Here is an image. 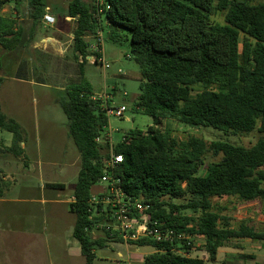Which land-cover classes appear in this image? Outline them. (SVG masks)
<instances>
[{"label": "trees", "instance_id": "1", "mask_svg": "<svg viewBox=\"0 0 264 264\" xmlns=\"http://www.w3.org/2000/svg\"><path fill=\"white\" fill-rule=\"evenodd\" d=\"M7 1L0 0V5ZM109 1L111 8L105 14L104 25L93 16L92 3L68 0L67 14L76 18L72 50L76 60L82 58L81 80L63 92L59 104L81 160L70 210L76 217L73 237L80 245L84 264L93 263L95 249L103 247L104 242L122 241L117 232L116 237L107 234L97 240H92L89 233L90 191L104 171L101 150L105 145L95 140L108 125V117L103 102L92 98V88L82 77V66L90 54L87 37L105 27L110 38H117L121 29L130 32V57L142 79L136 106L153 119L154 125L170 118L234 134H261L250 147L224 141L207 146L198 137L178 140L169 131L156 128L147 132L130 130L113 148L122 155V162L112 173L117 186L131 201L147 204V215L162 229L202 237L200 249L211 263L218 249L232 239L264 240V231L254 222L240 221L229 227L227 218L212 211L211 201L214 197H234L241 202L264 203V1ZM31 6L39 15L43 2L31 0ZM215 12H224V24L210 22ZM14 25L13 20L0 16V45L6 50L23 43L22 36L13 32ZM212 85L218 88H208ZM196 86L202 89L192 95ZM0 130L12 134L9 149L20 153V127L1 108ZM207 152L220 158L199 175L198 168ZM186 195L190 199L185 204L169 201ZM186 210L194 215L183 214ZM184 240L156 242L140 238L128 243L154 248V252L143 256V264H206L177 251ZM183 247L189 250L186 242Z\"/></svg>", "mask_w": 264, "mask_h": 264}, {"label": "crops", "instance_id": "2", "mask_svg": "<svg viewBox=\"0 0 264 264\" xmlns=\"http://www.w3.org/2000/svg\"><path fill=\"white\" fill-rule=\"evenodd\" d=\"M42 2L39 15L31 6V0H9L0 5V16L15 22L13 32L20 34L23 40L12 50L0 45V108L7 117L16 121L21 130V141L17 147L20 153L9 149L12 134L4 137V131L0 130V264L19 263L10 262V257L3 253L10 238L26 239L33 254L35 252L36 262L23 264H84L80 245L73 237L76 217L70 210L81 167V160L80 167H77L80 154L66 141L71 139L66 128V116V121L58 116L55 119L52 109L53 105L60 106V93L81 80L79 63L82 58L79 56L76 60L72 50L76 18L67 14L68 0H59L58 4ZM46 13L54 18L53 24L43 20ZM103 24H106L104 20ZM105 30L109 33L107 27ZM88 39L92 41L90 37ZM87 63L82 66V77ZM5 82L13 84L4 89ZM33 96L37 97L36 103L40 102L51 110L44 113L45 123H59L66 129V132L46 131L43 138L60 141L41 144V134L30 130L24 100ZM108 96L111 98L112 94ZM54 152L57 155H53ZM66 185H70L72 190L69 196L63 197L61 193L66 190ZM97 187L100 186L91 187V196ZM9 221L17 225L13 226ZM103 227V220L93 215L89 229L92 240L106 238L107 234L110 237L108 229ZM100 229L102 237L96 233ZM128 244L104 242L103 247L95 249L92 264H143L133 262L132 255L138 254L132 253L130 247L135 246ZM108 246L115 247L116 262H97V250ZM123 258L126 262L121 261Z\"/></svg>", "mask_w": 264, "mask_h": 264}, {"label": "rangeland", "instance_id": "3", "mask_svg": "<svg viewBox=\"0 0 264 264\" xmlns=\"http://www.w3.org/2000/svg\"><path fill=\"white\" fill-rule=\"evenodd\" d=\"M85 3L91 2V0H83ZM264 0H253V2H260ZM45 3L58 4L59 0H44ZM210 22L213 24H224V12H215L210 15ZM117 38H110L107 30H103V42L102 50L103 56L106 63L109 64V68L103 70L99 64L87 63L83 67V77L86 78L87 82L92 86V90L95 93H107L112 94L111 98L108 100V105L111 108H117L120 106L125 107V111L122 117L108 116V129L111 133L112 144L115 146L119 143L124 136V134L130 130H141L147 132L149 128H156L162 131H169L178 140H185L190 136L198 137L203 139L207 146L211 142L224 141L231 143L233 145H239L244 147L252 146L256 140L261 137V134L257 131H253L248 134H234L231 132H226L222 130H217L212 127L205 126H190L180 123L174 119H164L158 125L153 124V119L137 109L136 106V96L139 92V84L141 82V76L139 73V67L135 61L130 57V32L125 29H121L117 32ZM91 42V40H89ZM120 71V74H118ZM10 82L4 83V89H8ZM210 89H217L216 85L209 86ZM200 86L192 91V95H196L201 91ZM51 92V89H47ZM54 92V91H52ZM35 95V94H34ZM56 96V95H55ZM63 96V92L60 93L59 97ZM36 96L30 97L24 100V109L27 111L28 115V125L30 130L34 133L41 134V144L46 141L58 142L60 140H45L42 134L46 131L55 132H66V129L59 125V123H45L44 113L48 111L50 113V108H47L40 103H36ZM53 114L55 119L60 117L64 118L65 115L61 110L60 106L53 105ZM6 110V108H5ZM4 137L10 136L8 132H2ZM68 141V146H71L74 151L76 147L71 139H66ZM101 154L103 160L108 158L109 146L103 144ZM53 155H57L56 152ZM220 156H213L211 152H207L203 156L202 164L198 168V174L203 175L206 171V166L217 162ZM77 167H80V159L77 162ZM76 180V178H75ZM75 180L72 183H75ZM61 181V180H59ZM65 183H69L64 181ZM72 188L70 185H66V190L61 193L63 197L70 195ZM92 194L95 195V203L92 206L93 211H95L97 203L98 207H106L102 204L103 199L102 187H97L92 190ZM168 200V198H166ZM190 197L188 195L178 198L171 199L170 202L174 204H185ZM212 211L217 212L220 216L228 219L229 227H234L240 221H251L256 224L259 230L264 231V213H262V208H264V203L260 201L251 202H241L234 197H222V198H212ZM186 215H194L191 211L186 210L182 212ZM199 213L195 214L196 216ZM9 224L17 225L16 222L9 221ZM19 224V223H18ZM102 229V227H100ZM107 230V227H103ZM101 229L96 231L97 235H101ZM110 238L116 237V232L114 230H109ZM103 235H101L102 237ZM184 241L187 243L189 250L184 249L183 244L179 245L177 251L180 254L196 257L202 259L206 264H253V263H264V240L255 239H232L225 246L221 247L217 251L216 260L214 262L208 261V255L206 252L201 250V245L204 240L200 236H184ZM6 249L3 252L10 257V262H19L18 264H23V262H36L35 252L33 254V249L29 247L26 239L22 238H10L7 241ZM129 245V244H128ZM132 253L138 255H132L133 262H142L143 254L152 252L154 250L151 246L130 247ZM97 262H116L115 247L108 246L103 250H97ZM141 255V256H140ZM106 257V258H105ZM142 257V258H141ZM52 261V260H51ZM54 261V259H53ZM121 261L126 262L123 258Z\"/></svg>", "mask_w": 264, "mask_h": 264}, {"label": "built area", "instance_id": "4", "mask_svg": "<svg viewBox=\"0 0 264 264\" xmlns=\"http://www.w3.org/2000/svg\"><path fill=\"white\" fill-rule=\"evenodd\" d=\"M92 5L94 7L93 16L103 23L106 12L111 8L110 1L93 0ZM42 18L48 24L54 23V18L50 14L46 13ZM104 22L106 23L105 20ZM91 39L92 41L88 43L87 47L90 54L85 57L86 62L99 64L104 69H107L109 65L104 60L102 50L103 30L97 29ZM92 98L99 99L103 102L107 117H122L125 107H109L108 100L110 97L107 93L93 94ZM107 129L108 125L105 127L104 132L95 140L98 144H107L109 146V154L108 158L103 161V174L97 184L94 185V187H102L103 199L101 203L105 204L106 207H98L99 204L97 203L96 209L93 211L92 206L95 203V195H92L90 199L91 209L89 219L92 221L93 215L100 217L107 229H112L114 232H117L124 243L140 238H149L156 242H172L174 239H184V235L181 233L176 234L171 229H162L157 221H153L147 215L146 212L149 209L147 204L141 203L140 201H131L117 186L118 180L112 177V173L117 165L122 162V155L114 152L111 133ZM122 141H124V136L120 142Z\"/></svg>", "mask_w": 264, "mask_h": 264}]
</instances>
